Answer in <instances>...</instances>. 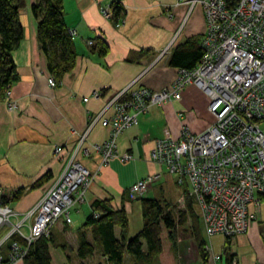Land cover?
Returning <instances> with one entry per match:
<instances>
[{
    "label": "crops",
    "instance_id": "obj_1",
    "mask_svg": "<svg viewBox=\"0 0 264 264\" xmlns=\"http://www.w3.org/2000/svg\"><path fill=\"white\" fill-rule=\"evenodd\" d=\"M191 1L63 0L64 23L72 35L76 61L56 88H51L47 61L36 37L37 20L31 13L36 0H26L20 10L24 36L12 54L18 80L8 91L16 109L8 111L5 101L0 100V199L16 213L10 225L0 226V254L4 259L10 258L11 225L23 222L18 233L23 239L29 234L32 222L24 221V214L37 207L70 161L78 163L93 180L84 200L68 210L69 222L63 216L54 224L51 263L70 264L69 259L74 258L75 264H105L98 253L83 261L77 258L78 228L91 214L96 200L110 201L114 209L123 207L128 220L130 215L138 219L140 231V202L131 199L130 188L150 175H159L142 197L154 195L153 188L163 179L161 166L149 158L155 143L167 136L178 138L182 127L192 135L208 128L213 123L209 98L190 85L180 91L178 100L138 115L137 124L126 128L115 141L117 156L128 155L131 160L127 162L116 158L103 163L94 146L110 139L111 131L100 123L113 116V110L105 107L114 96L140 88L159 93L172 87L180 69L169 66L171 55L178 48L196 47L205 32L202 7ZM112 5L120 7V14L115 19L112 9V18L106 19L100 7ZM194 40L196 44L190 45ZM99 41L106 46L103 54ZM94 118L96 122L91 125ZM47 173L50 180L34 187ZM17 191H22L21 196L12 201ZM178 204V209L185 206L180 199ZM251 211L254 219L247 231L229 238L232 264H264L263 197H259L258 210ZM199 226L207 259L203 261L187 219L178 229L175 264H225L222 254L226 237L208 236L202 223ZM129 228L130 221L127 234L131 238L134 231ZM86 231L90 242V229ZM15 263L22 264V260Z\"/></svg>",
    "mask_w": 264,
    "mask_h": 264
},
{
    "label": "built area",
    "instance_id": "obj_2",
    "mask_svg": "<svg viewBox=\"0 0 264 264\" xmlns=\"http://www.w3.org/2000/svg\"><path fill=\"white\" fill-rule=\"evenodd\" d=\"M196 2L205 19L200 60L191 70H179L168 90L154 93L140 88L114 96L105 107L113 110V116L100 123L111 131L110 139L94 149L101 153L103 163L116 158L131 160L128 155L117 156V136L136 125L137 116L153 106L178 100L183 88L199 87L210 99L213 123L197 135L182 127L178 138L158 140L149 158L174 175L179 186L186 185L208 236L230 238L247 231L254 219L251 209L257 211L259 197L264 198V0H237L231 8L225 0L190 3ZM112 6L100 7L106 19L113 16ZM48 84L56 88L52 77ZM4 98L8 111L13 112L16 106L9 92ZM88 152L85 149L86 155ZM157 177L150 175L134 184L131 199L142 197ZM92 180L85 169L70 161L37 205L36 232L31 240L25 237L28 244L58 216L69 222V207L84 200Z\"/></svg>",
    "mask_w": 264,
    "mask_h": 264
},
{
    "label": "trees",
    "instance_id": "obj_3",
    "mask_svg": "<svg viewBox=\"0 0 264 264\" xmlns=\"http://www.w3.org/2000/svg\"><path fill=\"white\" fill-rule=\"evenodd\" d=\"M236 1L225 0V3L231 8ZM62 2L63 0H36L31 6V13L37 20L36 37L39 48L46 58L47 72L55 80L56 86L74 68L76 61L72 35L64 23ZM25 4L26 0H0V100L4 101V94L9 91L11 84L18 80L12 54L24 36L20 10ZM112 9L116 19L120 14V7L113 5ZM194 44L196 40L190 43ZM98 45L101 47V53H105L104 43L99 41ZM201 55L199 39L196 47L186 46L175 50L170 57L169 66L191 70ZM49 180L50 175L47 173L36 181L34 187H39ZM21 193L22 191H17L11 200L19 199ZM182 195L185 203L183 209H177L176 206L171 209L158 199H138L142 227L131 238L127 234L129 220L125 209H114L107 200L94 201L91 214L78 230L77 258L83 261L98 253L105 259V264H175L178 229L189 219L192 234L205 261L206 246L200 238L199 230L202 222L194 213V202L187 187ZM0 204L5 205L4 200H1ZM87 228L90 229V242L86 238ZM10 240V245L16 244L21 250L18 258L22 260V264H52L49 253L52 245L51 234L49 237H40L32 244H28L18 234H13ZM222 256L225 257V264H232L229 238L225 239ZM2 262L9 263L11 259L2 257Z\"/></svg>",
    "mask_w": 264,
    "mask_h": 264
},
{
    "label": "rangeland",
    "instance_id": "obj_4",
    "mask_svg": "<svg viewBox=\"0 0 264 264\" xmlns=\"http://www.w3.org/2000/svg\"><path fill=\"white\" fill-rule=\"evenodd\" d=\"M49 80V78H48ZM49 85V84H48ZM199 88V87H198ZM200 89V88H199ZM202 91V89H200ZM208 97V96H207ZM209 98V97H208ZM210 100V99H209ZM261 129L264 130V123L263 125H261ZM162 168V173H163V179H162V183L161 184H157L153 190H154V195H145L144 197L142 198H145V199H158L162 202V204H167L171 207V209H175V206L176 204H178V201L180 199V203H183L184 202V198H183V190L186 188V185L185 186H178L176 184V182H174V178L175 176L172 175V174H169V172L167 171V169L163 166H161ZM187 182V181H186ZM188 183V182H187ZM90 186V185H89ZM149 186H147L146 190L144 191L143 195L145 194V192L147 191ZM89 188V187H88ZM142 195V196H143ZM1 198V197H0ZM138 198V197H137ZM137 198L135 199V201H137ZM183 200V202H181ZM0 203H1V199H0ZM75 205V204H73ZM72 205V206H73ZM183 205V204H182ZM181 206V205H180ZM71 207V206H70ZM69 207V209H70ZM177 209H178V206H176ZM194 207V213L197 217H199V211L197 209V206L196 204L194 203L193 205ZM36 209V208H35ZM35 209L28 212V213H25V219L24 221H31L32 224L30 225L29 227V234H27V236H25L28 240H31L32 239V236H33V233L34 232V229H35V226H36V214H35ZM68 209V210H69ZM0 210L4 211L5 214H2L0 215V226H7V225H10V218L12 215H16V213L14 212L13 209H11L10 207H7L5 205H1L0 204ZM126 212V211H125ZM175 212V211H174ZM176 213V212H175ZM59 218H57L49 227H48V230L47 231H43L41 232L39 235H37V238H35L36 240L39 239L40 237H49L50 234H51V231L52 232H55V229H56V226H54L55 223H57L60 219L61 216H58ZM129 221H130V228H129V231L132 232L134 231V235L137 234L138 230H139V227L141 226L139 223H138V219L136 217H134V215H130L129 216ZM23 226V222L22 223H19L17 224L16 226L12 227L11 225V228L13 229L11 231V235L9 237V239L11 238V236L13 234H18V232H20V228ZM54 226V227H53ZM81 226V225H80ZM53 227V229H52ZM78 228V227H77ZM81 227H79L78 229H80ZM44 233V235H43ZM134 235H131V236H134ZM220 238L223 239V237L221 236ZM220 238H215L214 240L215 241H218ZM8 239V240H9ZM25 239V238H24ZM36 240H34L32 243H34ZM6 243V241L4 240V244ZM3 246V243L1 242L0 243V247ZM21 252V250L16 246V244H12L10 245V259H11V262L9 263H3L1 262V264H13L14 262H18V261H21V259H19L18 257V253ZM2 254H0V258L2 260ZM70 261V264H75V259L74 258H70L69 259ZM16 264V263H15ZM77 264V263H76Z\"/></svg>",
    "mask_w": 264,
    "mask_h": 264
},
{
    "label": "bare ground",
    "instance_id": "obj_5",
    "mask_svg": "<svg viewBox=\"0 0 264 264\" xmlns=\"http://www.w3.org/2000/svg\"><path fill=\"white\" fill-rule=\"evenodd\" d=\"M4 211L0 210V215L5 214L6 211L5 212Z\"/></svg>",
    "mask_w": 264,
    "mask_h": 264
}]
</instances>
